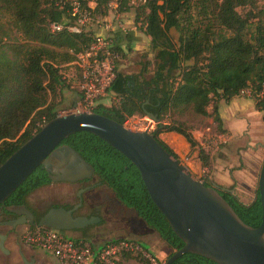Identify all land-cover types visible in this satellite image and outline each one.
<instances>
[{
  "label": "trees",
  "instance_id": "1",
  "mask_svg": "<svg viewBox=\"0 0 264 264\" xmlns=\"http://www.w3.org/2000/svg\"><path fill=\"white\" fill-rule=\"evenodd\" d=\"M79 1L84 6L92 1L94 15L105 14L107 0ZM129 1L122 0L120 11H133L134 24L150 37L159 63L148 78L124 74L117 68L109 91L118 102L110 106L96 104L92 111L120 123L136 113L156 114L162 124L157 123L153 131L158 142L178 159L157 134L174 131L182 135L191 147H198L201 165L207 168V152L190 128L169 114L190 109L197 115H210L218 131L225 132L217 102L228 101L249 89L264 124V98L256 96L264 87V6L258 7L257 0ZM53 3L0 0V163L57 114L68 82L62 67L70 66L74 70L70 77L80 82L81 73L73 61L75 54L91 42L92 31H68L66 22L71 23L72 18L67 6L59 8ZM50 23H62L63 27L52 32ZM170 28L177 32L176 43L168 34ZM124 35L129 36V32ZM60 144L76 150L93 167L92 175L111 189L117 201L131 208L157 233L170 250L167 257L183 245L149 198L138 170L123 154L86 131L72 133ZM201 180L210 185L208 175L204 174ZM49 182L45 169L37 166L3 205L26 203L32 191ZM218 186L220 195L244 223L259 225L261 206L257 191L253 200L244 204L223 189L229 187ZM171 264L217 263L188 252Z\"/></svg>",
  "mask_w": 264,
  "mask_h": 264
},
{
  "label": "water",
  "instance_id": "2",
  "mask_svg": "<svg viewBox=\"0 0 264 264\" xmlns=\"http://www.w3.org/2000/svg\"><path fill=\"white\" fill-rule=\"evenodd\" d=\"M144 113L156 124L160 123L156 114ZM78 131L101 138L138 170L149 198L183 242L165 259V264L188 252L217 264H264V157L257 181L261 220L258 226L252 227L238 217L220 195L215 182L206 185L194 178L148 128L134 130L94 111L56 114L0 163V206L37 166L45 169L51 182L73 183L90 178L93 167L71 146L60 144ZM92 186L77 190L78 203L72 208L50 207L36 222L24 204L4 208L19 216L10 223L12 226L28 224L62 231L82 229L99 221L98 216L73 217L71 214L81 204V193ZM223 189L233 193L232 188ZM5 238V234H0L1 250H5Z\"/></svg>",
  "mask_w": 264,
  "mask_h": 264
},
{
  "label": "rangeland",
  "instance_id": "3",
  "mask_svg": "<svg viewBox=\"0 0 264 264\" xmlns=\"http://www.w3.org/2000/svg\"><path fill=\"white\" fill-rule=\"evenodd\" d=\"M256 5L258 7L264 6V0H257ZM95 27L96 26L94 25L92 29ZM168 34L173 42L176 43L177 32L173 28H170ZM157 63H159V61L156 56V50H152L150 56L146 54L134 55V57H132L128 63L125 64V66L120 67L119 71L125 74V72L132 70L133 73H139L142 76L147 77L154 72ZM167 67L168 65H166V68ZM62 72L64 76H67L66 78L68 79V82H66L67 89H65L63 93L64 97L57 105V114H63L72 111L73 103L76 99L72 87H78V83L73 80V77H70L72 72H74L70 66L62 67ZM116 102H118V98L115 95L114 97L109 96L106 100V104L104 105L110 106ZM208 111L211 112L210 106ZM169 117L185 123L186 126L190 128L191 133L193 134L194 132L200 138L202 144L204 145L203 149L208 154L209 166L205 168L204 173H201L197 176V172H191L188 165L186 164V159L191 155V148L193 147L189 145L187 149V146L182 144L184 142L183 139L177 135H174L173 138L167 135L163 137L164 140L161 139L170 148H173V145H176L178 151L182 150L181 153H176L178 156V161L188 172H190L194 178L201 180L200 176L202 175L201 177H203L205 174L209 175L211 181H214L212 178V170L214 168L215 170H219L221 172L227 170L230 165L233 169H241L244 167V163L239 159L238 154H236L234 157L224 153V149L228 146V141L224 140L223 137L219 135L220 132L218 131L216 123L213 122L210 115H197L190 109H186L180 112H172L169 114ZM124 124L134 130H144L148 128L151 132H153L156 129V123L152 121V119L139 113L129 117L124 122ZM159 133L157 134L158 138ZM263 142L264 141L261 140L259 143L261 144ZM238 144L240 146L243 144L244 146L245 141L239 142ZM252 147H255L254 142H252ZM183 148L185 150H183ZM194 149H196L199 153L197 146H194ZM231 161H234L235 164H233L234 162L231 163ZM262 161L263 157H261L259 160L257 169H255L253 189L251 191V196H253L252 198L255 197L257 191L258 173ZM91 177L88 183H95L99 181L97 176L92 175ZM82 185L83 181H76L73 183L50 181L48 184L40 186L39 188L32 191L27 196L25 204L30 210L34 212L37 217H40L46 212L47 209L52 206H56L58 204L70 206L76 203V192ZM81 197L83 199V204L77 208L76 213L83 214L92 211L95 208H99L98 216L101 219L98 223L91 224L87 229L82 228L83 230L64 232H67L70 236L82 238L88 242H98L107 238L109 235L114 237L117 236L119 238L139 240V242L144 247L152 251L158 257V259H166L170 250L158 237L157 233L147 227L144 222H142V220L136 216L135 212L131 208H127L120 204L115 198L111 189L106 184H96L93 188L82 192ZM90 204L93 205L91 208H89ZM25 228L26 226H18L15 231L9 235L13 236L15 240H18V236L20 237L21 232L25 230ZM124 264H126V262Z\"/></svg>",
  "mask_w": 264,
  "mask_h": 264
},
{
  "label": "built area",
  "instance_id": "4",
  "mask_svg": "<svg viewBox=\"0 0 264 264\" xmlns=\"http://www.w3.org/2000/svg\"><path fill=\"white\" fill-rule=\"evenodd\" d=\"M56 7L67 6L72 22H66L70 32L90 30L91 42L75 54L73 61L80 70L79 103L72 107L73 112H90L97 101L105 97L115 77L122 52L115 40V32L123 34L134 29L122 19L120 6L122 0H107L105 14L94 15L93 2L87 6L79 0H53ZM145 0H130L131 4ZM65 23V22H63ZM96 26L97 30L92 27ZM62 23H50V31H59ZM240 95L251 97V91L244 89ZM264 98V87L256 94ZM127 124V123H126ZM189 158L186 159L188 164ZM20 239L27 245L35 246L54 256L58 264H124L134 260L142 264H165L137 240L116 238L94 245L82 238H75L62 230L46 226H26Z\"/></svg>",
  "mask_w": 264,
  "mask_h": 264
},
{
  "label": "crops",
  "instance_id": "5",
  "mask_svg": "<svg viewBox=\"0 0 264 264\" xmlns=\"http://www.w3.org/2000/svg\"><path fill=\"white\" fill-rule=\"evenodd\" d=\"M121 16L126 25L131 27L134 26V29L129 31V36H125L119 31L114 34L118 47L122 52L118 70L120 67L125 66V64L128 63L134 55L146 54L150 56L152 51L150 37L143 33L134 24L133 11H124L121 13ZM93 30H97V28L95 27ZM125 74L129 75L139 73H133L132 70H130L125 72ZM153 74L154 73L144 77L148 78ZM72 89L76 98L73 103L74 105L79 103L80 91L79 86H75V88L72 87ZM109 96L114 97V95L109 91L108 94L99 99L96 104H106V100ZM146 102L147 101L144 103ZM217 110L221 119V127L225 130V132H220L219 135L222 136L224 140L228 141V146L224 149V153L234 157L238 154L239 159L244 163V167L241 169H233L230 165L227 170L221 172L219 170H215L214 168L212 170V178L214 179L213 182L220 186L232 188L233 194L237 196L238 200L244 204H248L253 200L251 191L253 189L255 169L258 167L261 157H264L263 143H259L261 140L264 141V124L261 119V112L255 109L254 101L251 97L240 94L230 98L228 101L220 99L217 102ZM167 135L172 138L174 135H177L183 139L184 142L182 144H185L187 146L185 147L188 149L189 144L185 138L174 131H162L158 136L160 139L164 140L163 137ZM192 135L202 148H204L200 138L194 132ZM244 141V146L243 144H241V146L238 144L239 142ZM252 142L255 143V147H252ZM184 148L183 150L186 149ZM171 149L177 154L182 151H178L176 145H173V148ZM233 162L234 161H231V163ZM188 164L190 171L197 172V176L205 171V168L202 167L199 160L198 151L194 149V147L191 148V155L189 156ZM233 164H235V162ZM208 178L210 179L209 175ZM18 238V240H15L13 236L9 234L7 235V238L4 240L5 250L0 249V264H58L53 255L41 250L38 247L27 245L20 239L19 236ZM116 238L119 237L109 235L101 241L90 243L98 245L107 240ZM137 241L139 242V240ZM125 262L126 264H142L132 259Z\"/></svg>",
  "mask_w": 264,
  "mask_h": 264
},
{
  "label": "flooded vegetation",
  "instance_id": "6",
  "mask_svg": "<svg viewBox=\"0 0 264 264\" xmlns=\"http://www.w3.org/2000/svg\"><path fill=\"white\" fill-rule=\"evenodd\" d=\"M53 163H55V160L53 161ZM47 175H48V173H47ZM91 178H92V177H91ZM91 178L79 180L78 182L83 181V185H82L81 187H79V189H80V188H84V187H86V186H91V185H93V186L90 187V188H93L96 184H100V183H101V181H97V182H95V183H88L89 180H90ZM86 183H87V184H86ZM90 188H88V189H90ZM88 189H86V190H88ZM77 203H78V198H77V202L74 203V204H72V205H70V206H66V205H63V204H58V205H56V206H52V207L63 206V207L66 208V209H70V208H72L74 205H76ZM21 204H24L25 207H26L28 210H30V209L27 207V205H26L25 203H11V204H8V205H21ZM82 204H83V199H82V197H81V204H80L78 207L82 206ZM5 205H6V204H5ZM5 205H1V206H0V234H5V235H6V238H7V235L10 234V233H12V232H14L15 229H16L18 226H27L28 224H22V225H15V226H12L10 223L13 222L15 219L19 218V216H17V215L14 214V213L8 212V211L4 208ZM92 206H93V205L90 204V205H89V208H91ZM78 207H77V208H78ZM77 208H75V209L72 211V213H71L73 217H75V216H87V217H90V216H98V214H99V208H95L94 210L89 211V212H86V213H83V214H78V213H76ZM30 211L34 214V212H33L32 210H30ZM98 217H99V216H98ZM38 218H39V217H38ZM38 218H37V216L34 214V221H35V222L38 220ZM100 219H101V218L99 217V221H100ZM99 221H98V222H99ZM98 222H97V223H98ZM28 226H29V225H28ZM89 226H90V225L84 227L83 229H87ZM83 229H75V230H73V231L83 230ZM6 238H5V239H6Z\"/></svg>",
  "mask_w": 264,
  "mask_h": 264
}]
</instances>
